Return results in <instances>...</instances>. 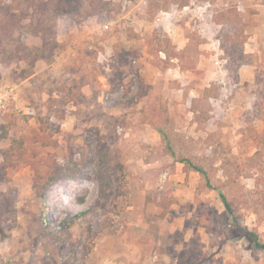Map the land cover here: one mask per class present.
<instances>
[{"label": "rangeland", "instance_id": "obj_1", "mask_svg": "<svg viewBox=\"0 0 264 264\" xmlns=\"http://www.w3.org/2000/svg\"><path fill=\"white\" fill-rule=\"evenodd\" d=\"M61 1L0 0V264H264V0Z\"/></svg>", "mask_w": 264, "mask_h": 264}, {"label": "trees", "instance_id": "obj_2", "mask_svg": "<svg viewBox=\"0 0 264 264\" xmlns=\"http://www.w3.org/2000/svg\"><path fill=\"white\" fill-rule=\"evenodd\" d=\"M66 3H69V0H62L61 1V4H57L55 5L53 8L55 10V12H62V7H64V10H67L66 8L69 6V4L66 6ZM66 6V7H65ZM53 46L50 48L51 52H53L55 50V48L57 47L58 45V42H55L52 44ZM24 74H28V71H22ZM27 77V76H25ZM182 162H185V163H188L190 164V166L193 168V170L199 172L200 174H202L205 179H206V186L210 187V183H209V179H208V176H207V173L200 167L192 164L188 159H181ZM220 197L225 205V207L228 209V204H227V201H226V198L225 196L220 193ZM45 211V209H43ZM244 236H246L247 239L251 240L253 242V245L259 249H264V242H261L257 236L250 230L248 229H245L244 230Z\"/></svg>", "mask_w": 264, "mask_h": 264}, {"label": "crops", "instance_id": "obj_3", "mask_svg": "<svg viewBox=\"0 0 264 264\" xmlns=\"http://www.w3.org/2000/svg\"><path fill=\"white\" fill-rule=\"evenodd\" d=\"M63 62V61H62ZM50 65H53V64H50Z\"/></svg>", "mask_w": 264, "mask_h": 264}, {"label": "built area", "instance_id": "obj_4", "mask_svg": "<svg viewBox=\"0 0 264 264\" xmlns=\"http://www.w3.org/2000/svg\"><path fill=\"white\" fill-rule=\"evenodd\" d=\"M101 55V54H100Z\"/></svg>", "mask_w": 264, "mask_h": 264}]
</instances>
